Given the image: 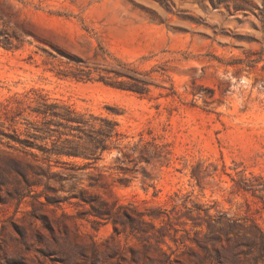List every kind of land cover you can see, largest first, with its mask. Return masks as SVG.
Segmentation results:
<instances>
[{
	"label": "rangeland",
	"instance_id": "obj_1",
	"mask_svg": "<svg viewBox=\"0 0 264 264\" xmlns=\"http://www.w3.org/2000/svg\"><path fill=\"white\" fill-rule=\"evenodd\" d=\"M43 95L117 120L135 160L27 182L0 143V264H264V0H0V122ZM82 189L135 218L95 222Z\"/></svg>",
	"mask_w": 264,
	"mask_h": 264
},
{
	"label": "trees",
	"instance_id": "obj_2",
	"mask_svg": "<svg viewBox=\"0 0 264 264\" xmlns=\"http://www.w3.org/2000/svg\"><path fill=\"white\" fill-rule=\"evenodd\" d=\"M115 73L118 76L127 75L133 79L128 85H117L118 88L141 94L148 90L147 82L144 80L122 71H115ZM19 115L22 113H17L10 118L11 123L8 128L4 121L0 122V143L14 149V151H4L8 157L5 167L20 174L27 182L38 181L43 174L51 178L54 172L52 171L53 157H56L57 163L71 164L73 170L93 167L97 169L96 163L102 159L103 153L111 152L113 148H118L122 152L125 157L123 161L135 160L132 153L118 146L122 135L119 123L108 115L83 112L63 102L52 100L47 95H43L41 100L32 107L34 119L29 120L24 117V121H19L17 117ZM18 123L25 124V128L21 130L17 126ZM138 147L139 144H135L132 147L133 151L136 152ZM35 149L39 150L44 157L40 158ZM15 151L32 155L36 163L33 164L26 156ZM63 157L81 158L87 161L80 165L69 160L61 161ZM120 169L126 171L128 167L120 165ZM30 170L33 172L32 176H30ZM91 179L94 181L90 182V186L100 184L96 175H91ZM38 195H44L49 203L56 202L52 201L50 195L44 191L39 192ZM74 196L90 205V214L95 217V222L101 223L103 219L112 220L115 230L118 229L116 220L120 216H124L129 222L135 218L134 211L128 206L117 202L111 204L98 195L89 193L86 189L80 190ZM136 214L144 221V213L136 212Z\"/></svg>",
	"mask_w": 264,
	"mask_h": 264
}]
</instances>
